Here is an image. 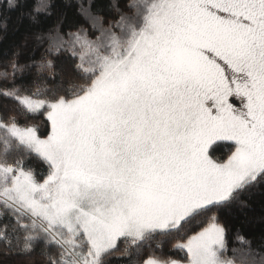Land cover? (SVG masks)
I'll list each match as a JSON object with an SVG mask.
<instances>
[{
	"label": "snow or ice",
	"instance_id": "snow-or-ice-1",
	"mask_svg": "<svg viewBox=\"0 0 264 264\" xmlns=\"http://www.w3.org/2000/svg\"><path fill=\"white\" fill-rule=\"evenodd\" d=\"M74 3L89 27L66 12L41 27L51 0H0V28L15 11L30 29L0 65L15 105L0 115V255L264 264L239 230L228 256L222 222L264 188V0H111L107 24L98 0ZM29 41L40 57L21 64Z\"/></svg>",
	"mask_w": 264,
	"mask_h": 264
},
{
	"label": "trees",
	"instance_id": "trees-1",
	"mask_svg": "<svg viewBox=\"0 0 264 264\" xmlns=\"http://www.w3.org/2000/svg\"><path fill=\"white\" fill-rule=\"evenodd\" d=\"M53 4L52 12L53 15L51 17H41L42 23L41 27H48L50 24H53L56 19L63 13H67V21L77 20L79 23L84 24L85 27H89L88 24L80 17L76 15L75 3L72 8L65 7V0H51ZM111 0H98V3L104 6V10L101 15L105 17V24H107L108 19L115 16V13L108 9V4ZM33 0H27L28 6H31ZM121 6H123V0H120ZM11 18L8 20L7 30H3L0 28V33H2L3 38L0 39V65L11 56L13 51V45L20 44L24 39V35L26 31H30L28 28V21L25 20L23 25L19 26V30H16V16L17 12L12 11L7 13ZM66 21V22H67ZM30 57H33L32 44L29 41L28 46L21 49V54L19 57V62L21 64L26 63ZM40 50L37 49L35 51L34 57L35 59H39ZM57 70L63 68L64 71H68L70 69V64L63 61V58L57 60ZM34 71V70H33ZM59 77H57L58 79ZM32 79V75L30 73L25 74L24 76H20L17 74L15 83H27ZM11 81H0V88L11 86ZM15 108V105L12 101L5 99L0 96V115H3L5 118L10 113L12 109ZM33 118L29 117L31 121ZM42 120V117L39 118ZM21 125L25 123L24 119L20 120ZM42 131L46 130V127L42 126ZM227 151V146L223 143H220L214 146L213 155L217 157H222L225 155ZM29 163L39 171L44 165L32 159ZM247 201L246 207L234 206L230 212H226L222 214V222L227 226L228 232L226 236L227 246H228V256H232L231 249L241 247L240 243L236 240V233L239 230L240 234L245 237L247 240L252 241V247L255 249H260L264 252V248H261V241L264 239V188L256 189L252 192L250 196L243 197ZM7 219V218H5ZM164 256L165 258L183 260L185 258L186 253L172 251L171 243L164 245ZM118 253L113 256L109 260V264H129L128 260L118 259L116 256ZM145 257H141L144 259ZM0 264H29V260L26 257L20 256H3L0 255ZM36 264H40L39 260H36Z\"/></svg>",
	"mask_w": 264,
	"mask_h": 264
}]
</instances>
